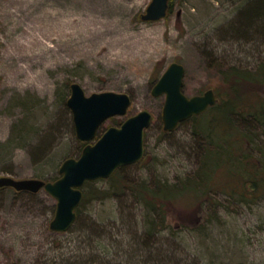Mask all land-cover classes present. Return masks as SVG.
<instances>
[{
    "label": "rangeland",
    "instance_id": "rangeland-1",
    "mask_svg": "<svg viewBox=\"0 0 264 264\" xmlns=\"http://www.w3.org/2000/svg\"><path fill=\"white\" fill-rule=\"evenodd\" d=\"M256 1L261 0H169L164 19L143 22L151 0H0V178L52 183L64 160L78 159L87 144L141 111L152 115L144 156L125 169L124 177L173 184L192 174L197 125L221 114L210 108L202 119L164 131L165 95L155 97L152 89L165 69L178 63L185 71L182 93L190 98L212 90L215 106L220 105L226 68L257 69L264 60L258 29L264 21H243ZM69 15L73 23L66 29L56 22ZM70 30L77 31L75 39L68 40ZM35 36L38 43L30 52ZM145 37L153 41L140 59ZM43 45L47 50L40 51ZM27 75L38 76L42 89L27 85ZM72 84L86 96L126 94L131 103L125 115L105 120L94 139L83 143L66 106ZM242 90L254 105L264 99V84ZM241 146L253 154L251 162L262 158L249 140ZM112 186L107 179L82 187L87 201L65 232L50 230L56 201L44 190L0 188V264H264V196L174 197L164 207L163 228L156 225L153 231L159 232L151 238L146 221L153 216H144L142 204L125 199L123 213L119 200L95 193H110Z\"/></svg>",
    "mask_w": 264,
    "mask_h": 264
},
{
    "label": "trees",
    "instance_id": "trees-1",
    "mask_svg": "<svg viewBox=\"0 0 264 264\" xmlns=\"http://www.w3.org/2000/svg\"><path fill=\"white\" fill-rule=\"evenodd\" d=\"M250 5V8L244 13L243 21L250 22V24L252 22L262 24L264 21V0L251 2ZM260 27L258 29L264 40V25ZM222 80L226 87L225 91H222L225 99L221 101L220 105L211 108V110L209 108L210 111L221 114V116L217 118L213 115L206 118L207 113L205 112L204 116L191 118V120H200L202 119L200 117H205V120L202 119V124L197 125L199 129L195 143L197 160L195 162L196 169L192 174L177 179L173 184L160 180L153 183L148 181L137 183L124 177L127 167H122L108 179L113 183L111 190L108 191L110 193H103L99 190L95 192L101 196L105 195L107 198L113 197L119 200L123 213L128 208L124 205L125 199H131L132 203L142 204L145 209L144 216H153L150 223L146 221L149 233L147 234L151 235V238L159 232L153 231L156 229V225L163 228L166 213V211L163 212L164 207L167 208L174 197L188 196L191 193L197 197H203L214 193L217 195L226 194L229 198L238 196L243 201L248 198L259 199L264 196V143L262 142L264 139V99L254 105L250 102V96L242 90V87L264 84V60L258 62L257 69L230 65L223 73ZM246 139L254 146L251 147V150H256V154L262 157L261 159L257 158V162H251L249 155L253 154L248 153L241 146L245 145ZM218 177L220 180L213 188L212 184ZM93 183L86 182L83 188L92 187ZM86 201L87 194L84 193L76 210V217ZM211 213L216 214V207H213ZM143 244L153 248L152 245H147L144 242ZM141 247L139 244V248L143 250Z\"/></svg>",
    "mask_w": 264,
    "mask_h": 264
},
{
    "label": "water",
    "instance_id": "water-1",
    "mask_svg": "<svg viewBox=\"0 0 264 264\" xmlns=\"http://www.w3.org/2000/svg\"><path fill=\"white\" fill-rule=\"evenodd\" d=\"M169 0H151L143 22L164 19ZM184 67L171 63L161 74L152 89L155 97L165 95L162 123L164 131L171 132L179 124L198 117L217 103L212 90L202 95L186 97L183 86ZM66 102L72 115L76 138L87 143L94 139L98 128L107 119L123 116L131 103L126 94L105 92L86 96L78 84L70 86ZM152 115L141 111L126 119L120 127L108 128L93 144H87L78 159H66L59 168L60 177L54 182L36 179L15 180L0 178V188H12L16 192L38 193L44 190L56 201L55 214L49 228L54 232L67 231L76 221V210L82 198V187L86 182L109 179L115 171L138 163L144 156V132L150 126Z\"/></svg>",
    "mask_w": 264,
    "mask_h": 264
},
{
    "label": "bare ground",
    "instance_id": "bare-ground-1",
    "mask_svg": "<svg viewBox=\"0 0 264 264\" xmlns=\"http://www.w3.org/2000/svg\"><path fill=\"white\" fill-rule=\"evenodd\" d=\"M13 1H15V2H17V3H19L20 1H23V0H13ZM24 1H26V0H24ZM15 16V15H14ZM56 18H57V16H56ZM17 19V18H16ZM58 20L56 21V22H60V23H62V25H64V26H61V27H63V28H65V27H69L70 26V24L71 23H73V20H71L70 19V15L69 16H66V17H64L63 16V18H61V19H59V18H57ZM60 23H58V24H60ZM20 24H21V22H20V19H18V20H16V23H15V26H17V27H19L20 26ZM77 23L75 24V27H77ZM104 27V26H103ZM66 29V28H65ZM30 30H33L34 31V29L32 28V29H30ZM75 32H77L76 30H74V31H68L67 32V35L69 36L68 37V40H70V38H73V39H75L76 37H75ZM71 36V37H70ZM33 40H34V45H32V48H28V50L30 51V52H32L33 50V46H35L38 42H37V36H35L34 38H33ZM153 40L152 39H150L149 37H145L144 38V43H140V45H139V47H138V55L141 57H139L140 59H143V58H145V52L144 51H146V52H150L149 50H150V48H151V46H150V44H151V42H152ZM44 51V50H47V47L45 46V45H43V47H42V49L40 50V51ZM42 54V52H40L39 53V56ZM9 80H10V78H9ZM10 82L12 83V84H14V85H16V84H18L19 83V81H11L10 80ZM25 82H26V84L27 85H30V86H33V87H36V88H39L40 90L42 89V86L39 84V77L38 76H28L27 75V77H26V80H25ZM7 84H9L8 82H6Z\"/></svg>",
    "mask_w": 264,
    "mask_h": 264
}]
</instances>
